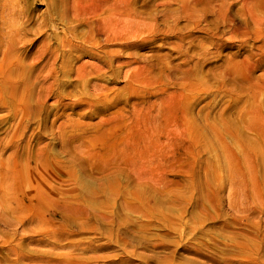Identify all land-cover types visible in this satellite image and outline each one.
<instances>
[{
  "label": "rangeland",
  "instance_id": "rangeland-1",
  "mask_svg": "<svg viewBox=\"0 0 264 264\" xmlns=\"http://www.w3.org/2000/svg\"><path fill=\"white\" fill-rule=\"evenodd\" d=\"M0 264H264V0H0Z\"/></svg>",
  "mask_w": 264,
  "mask_h": 264
}]
</instances>
